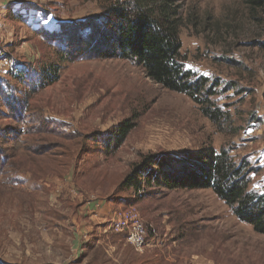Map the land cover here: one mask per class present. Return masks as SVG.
<instances>
[{"label": "rangeland", "instance_id": "374dc122", "mask_svg": "<svg viewBox=\"0 0 264 264\" xmlns=\"http://www.w3.org/2000/svg\"><path fill=\"white\" fill-rule=\"evenodd\" d=\"M170 1L183 17V62L220 80L213 100L230 114L227 124L213 126L190 99L128 61L57 55L60 26L73 40L82 36L102 1L0 0V85L9 91L7 99L0 89V264H264V236L210 190L147 189L135 206L153 231L141 252L128 243L122 257L86 248L95 212L108 200L112 213L124 209L110 195L147 154L233 148L237 162L259 169L251 189L264 191V14L252 20L238 0ZM54 69L58 82L31 88ZM127 121L135 127L106 153Z\"/></svg>", "mask_w": 264, "mask_h": 264}, {"label": "trees", "instance_id": "16d2710c", "mask_svg": "<svg viewBox=\"0 0 264 264\" xmlns=\"http://www.w3.org/2000/svg\"><path fill=\"white\" fill-rule=\"evenodd\" d=\"M98 1H102V10L92 21L82 25V36L73 40L72 32L61 31L60 26L58 41L53 43H58L63 50L57 55L68 57L71 62L77 59L128 61L141 68L145 76L162 89L190 99L213 126L227 124L230 114L213 100L219 93L220 80L197 75L183 62L180 40L183 17L178 6L170 0ZM238 1L252 20L258 21L257 15L264 14V0ZM41 32L45 36L51 35L45 29ZM61 35L65 39L60 42ZM260 46L264 48V43ZM16 77L19 83L27 79L24 74H16ZM37 79L30 84L31 88L38 87L39 81H42L40 88L50 86L58 82L59 75L55 69L43 70ZM230 85L229 89L233 88ZM0 89L8 99V89L1 85ZM134 127L135 124L128 121L117 126L113 141L109 139L106 143L105 152L110 153L111 148L118 150ZM233 150H216L211 144H204L197 151L178 155H144L122 176L110 197L118 199L127 208L147 199L151 192L146 190L151 188L167 192L210 190L241 223L264 236V191L260 193L251 189V175H257L259 169L253 168L246 158L237 162ZM120 193L126 196L117 198ZM145 227L148 239L153 231ZM119 235L126 241V234Z\"/></svg>", "mask_w": 264, "mask_h": 264}, {"label": "crops", "instance_id": "0c3cea01", "mask_svg": "<svg viewBox=\"0 0 264 264\" xmlns=\"http://www.w3.org/2000/svg\"><path fill=\"white\" fill-rule=\"evenodd\" d=\"M88 205L91 206V210L93 209L92 202H87ZM110 202L108 201L107 203H102V206L100 210L95 212V218H93L96 222L94 226H91V231L88 232V235L86 237L91 238L87 239L86 243H89L86 248H94L97 247L98 245H102L105 249V251L110 250L112 253L116 252L117 255L120 257L123 256L125 253V248H129L130 246L127 244V242L119 235L116 233H113L109 229V221L111 218V214L113 210L111 208H114L111 204L109 206ZM89 212V214L93 212ZM88 216V214H86ZM92 218V217H91ZM108 220V221H107ZM103 224L105 227H103ZM100 239V240H99ZM151 243V242H149ZM85 248V249H86ZM126 255V253H125ZM145 257H142V259H137L138 261L143 260ZM133 260L129 261V263L133 264Z\"/></svg>", "mask_w": 264, "mask_h": 264}, {"label": "built area", "instance_id": "2783aa9c", "mask_svg": "<svg viewBox=\"0 0 264 264\" xmlns=\"http://www.w3.org/2000/svg\"><path fill=\"white\" fill-rule=\"evenodd\" d=\"M109 229L116 234H126V242L136 252H141L147 242V230L135 206L115 210L111 214Z\"/></svg>", "mask_w": 264, "mask_h": 264}]
</instances>
